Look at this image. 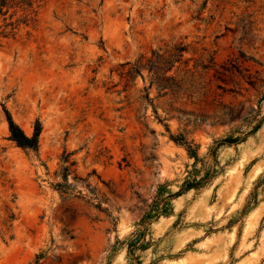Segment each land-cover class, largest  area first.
Masks as SVG:
<instances>
[{
	"label": "rangeland",
	"instance_id": "rangeland-1",
	"mask_svg": "<svg viewBox=\"0 0 264 264\" xmlns=\"http://www.w3.org/2000/svg\"><path fill=\"white\" fill-rule=\"evenodd\" d=\"M24 2L0 14V264H264V0ZM179 42V94L147 71L124 89L121 63ZM5 110L30 136L41 123L38 151L11 139ZM171 136L217 175L171 199L131 255L160 188L194 167Z\"/></svg>",
	"mask_w": 264,
	"mask_h": 264
},
{
	"label": "trees",
	"instance_id": "trees-1",
	"mask_svg": "<svg viewBox=\"0 0 264 264\" xmlns=\"http://www.w3.org/2000/svg\"><path fill=\"white\" fill-rule=\"evenodd\" d=\"M15 0H0V14H6L5 8L10 6V3ZM24 2L30 7L32 2L30 0ZM188 52V45L184 42H179L171 45H165L153 49L148 54L140 55L134 61H126L119 65L118 74L125 81V90L130 86L137 84L139 76L144 78V71L148 72L150 78L149 88H156L160 95L165 94H179L182 84L183 77L180 75V68L187 63L185 54ZM6 111L7 120L9 123V131L11 139L20 147L28 150L38 151L39 149V138L42 130L40 122L37 123L34 133L30 136L23 128L13 119L12 115L8 110ZM156 112V110H155ZM264 120V118L262 119ZM261 127V123L255 125L252 130L245 134V136H227L222 139L216 140L214 145L211 147V153L216 157V153L221 146L238 144L246 139V137L256 133ZM176 142L185 145L187 152L191 158L194 159V167L188 170V175L183 181L182 188L177 192L164 196V186L160 188L158 197L151 204L150 209L145 213L144 217L140 221V225H144L145 229H140L138 232L128 239L129 253L134 255L137 250H145L148 247V243L143 240L146 226L153 219L159 218L161 215L168 214L171 210L170 200L180 196L182 193L191 189H200L208 184L217 175V170L212 167H208L207 163L199 155V146L192 141L178 140L174 136H171ZM71 153L62 155L61 161V176L64 183H58L55 187L61 192H68L67 185L68 177L75 170H71V167L76 164L75 161L71 160ZM199 163L201 166L199 167ZM74 178H77L76 174ZM136 262L131 264H142L138 257Z\"/></svg>",
	"mask_w": 264,
	"mask_h": 264
}]
</instances>
